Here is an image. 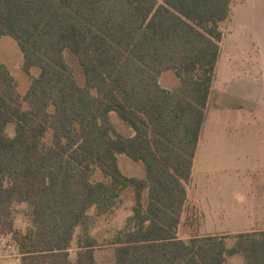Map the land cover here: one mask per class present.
Instances as JSON below:
<instances>
[{
	"label": "trees",
	"instance_id": "obj_1",
	"mask_svg": "<svg viewBox=\"0 0 264 264\" xmlns=\"http://www.w3.org/2000/svg\"><path fill=\"white\" fill-rule=\"evenodd\" d=\"M231 3L0 0V37L16 40L26 74L40 69L21 95L0 60V229L22 264H95L90 229L127 188L131 215L105 241L117 264H228L235 254L264 264V230L239 233L230 248L220 235L179 237ZM64 49L77 58L82 86ZM167 70L179 77L173 90L158 82ZM112 111L133 135L116 130ZM117 154L142 162L145 177L122 174ZM14 203L29 207L26 231L14 227Z\"/></svg>",
	"mask_w": 264,
	"mask_h": 264
},
{
	"label": "rangeland",
	"instance_id": "obj_2",
	"mask_svg": "<svg viewBox=\"0 0 264 264\" xmlns=\"http://www.w3.org/2000/svg\"><path fill=\"white\" fill-rule=\"evenodd\" d=\"M223 32L221 54L213 83L205 122L201 130L193 173L187 185V210L182 216L179 237L218 234L231 247L239 233L264 230V0H232L230 14L220 24ZM63 54L73 70L77 83L84 84V75L76 56L68 49ZM0 60L8 68L23 95L40 69L23 71V54L9 35L0 37ZM159 85L173 90L179 77L171 70L163 71ZM116 130L133 135L131 126L110 112ZM13 135V125L7 127ZM51 132L45 141L51 142ZM118 167L126 176L144 178L142 162H134L117 154ZM94 180L101 179L98 170ZM134 195L131 188L122 193V203L112 213L100 216L90 229L98 241L94 249L96 264H117L114 246L105 241L120 229L131 209ZM14 227L26 231L31 227L29 207L14 203ZM90 215L94 210L89 211ZM81 232L76 227L70 260L76 261V239ZM23 257L10 234L0 229V264H22ZM228 264H244L241 254L227 257Z\"/></svg>",
	"mask_w": 264,
	"mask_h": 264
},
{
	"label": "crops",
	"instance_id": "obj_3",
	"mask_svg": "<svg viewBox=\"0 0 264 264\" xmlns=\"http://www.w3.org/2000/svg\"><path fill=\"white\" fill-rule=\"evenodd\" d=\"M220 54H221V48H220L219 58H220ZM219 58H218V61H219ZM218 61H217L216 68H215V77H214L213 82H212L210 95H209V98H208V101H207V105H206L205 115H206L207 108H208V105H209V101H210V98H211V95H212L213 83H214V81H215V79H216V70H217V66H218ZM204 122H205V120H204ZM204 122H203V125H204ZM203 125H202V128H203ZM202 128H201V130H202ZM131 135H132V134H131ZM131 135H129V136H131ZM200 137H201V132H200L199 140H200ZM199 140H198V143H199ZM197 148H198V144H197ZM196 153H197V149H196ZM195 156H196V154H195ZM194 160H195V158H194ZM193 166H194V164H193ZM192 173H193V170H192ZM140 178H141V177H140ZM191 178H192V175H191ZM190 180H191V179H190ZM189 183H190V182H189ZM188 196H189V192H188V189H187L186 206H187V204H188ZM130 215H131V214H130ZM130 215H128V216H130ZM212 235H218V234H212ZM94 259H95V257H94ZM116 263H117V262H116ZM95 264H96V261H95Z\"/></svg>",
	"mask_w": 264,
	"mask_h": 264
}]
</instances>
